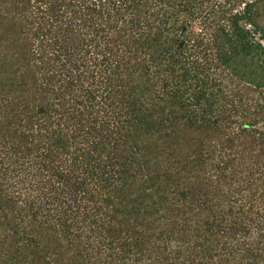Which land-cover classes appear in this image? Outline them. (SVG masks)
Masks as SVG:
<instances>
[{"label":"trees","instance_id":"trees-1","mask_svg":"<svg viewBox=\"0 0 264 264\" xmlns=\"http://www.w3.org/2000/svg\"><path fill=\"white\" fill-rule=\"evenodd\" d=\"M260 0H0V264H264Z\"/></svg>","mask_w":264,"mask_h":264},{"label":"rangeland","instance_id":"rangeland-1","mask_svg":"<svg viewBox=\"0 0 264 264\" xmlns=\"http://www.w3.org/2000/svg\"><path fill=\"white\" fill-rule=\"evenodd\" d=\"M253 12L256 13V18H255L256 23L262 30H264V0H260L258 5L253 10Z\"/></svg>","mask_w":264,"mask_h":264}]
</instances>
